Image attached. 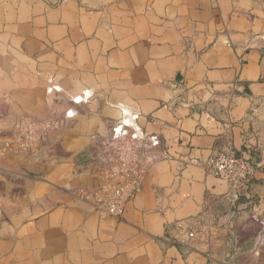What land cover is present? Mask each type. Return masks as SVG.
I'll list each match as a JSON object with an SVG mask.
<instances>
[{"label":"crops","instance_id":"0c3cea01","mask_svg":"<svg viewBox=\"0 0 264 264\" xmlns=\"http://www.w3.org/2000/svg\"><path fill=\"white\" fill-rule=\"evenodd\" d=\"M263 102L264 29L225 1L0 0V142L21 116L72 114L38 161L0 157V264H255L256 249L264 264ZM119 119L169 159L121 219H99L61 189L92 185L89 135ZM226 151L256 167L248 186L204 170ZM194 218L209 241L172 245Z\"/></svg>","mask_w":264,"mask_h":264},{"label":"built area","instance_id":"2783aa9c","mask_svg":"<svg viewBox=\"0 0 264 264\" xmlns=\"http://www.w3.org/2000/svg\"><path fill=\"white\" fill-rule=\"evenodd\" d=\"M72 114L53 113L46 119L21 116L13 125L12 139L0 142V157L24 155L33 157L45 148L49 135L62 129ZM91 162L85 168L90 187L61 189L71 199L86 206L99 219H121L126 206L141 192L155 158L169 159L156 136H148L136 119L112 122L104 133L89 135ZM203 168L232 188L248 186L256 167L226 151L208 158ZM213 224L200 218L176 222L169 231L172 245H186L200 238L209 241ZM209 257V256H208Z\"/></svg>","mask_w":264,"mask_h":264},{"label":"rangeland","instance_id":"374dc122","mask_svg":"<svg viewBox=\"0 0 264 264\" xmlns=\"http://www.w3.org/2000/svg\"><path fill=\"white\" fill-rule=\"evenodd\" d=\"M225 1L227 6L234 12L243 13L251 18L257 19L258 26L264 29V0H221ZM255 120V131L253 138L255 143L261 142L264 146V102L257 106V112L254 117ZM262 146V145H261ZM259 249H256L257 254ZM260 255L254 257L252 255V261L255 264L260 262Z\"/></svg>","mask_w":264,"mask_h":264},{"label":"water","instance_id":"95a60500","mask_svg":"<svg viewBox=\"0 0 264 264\" xmlns=\"http://www.w3.org/2000/svg\"><path fill=\"white\" fill-rule=\"evenodd\" d=\"M39 158H40V153L39 154H37V155H35V156H33L32 157V160H35V161H38L39 160ZM27 171H29L30 172V170H29V168L28 167H26L25 168ZM257 255H259V251H258V253L257 254H254V257L256 258V256Z\"/></svg>","mask_w":264,"mask_h":264},{"label":"bare ground","instance_id":"6f19581e","mask_svg":"<svg viewBox=\"0 0 264 264\" xmlns=\"http://www.w3.org/2000/svg\"><path fill=\"white\" fill-rule=\"evenodd\" d=\"M124 109V108H123ZM125 112V111H124ZM126 114V113H125Z\"/></svg>","mask_w":264,"mask_h":264}]
</instances>
